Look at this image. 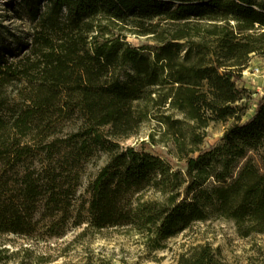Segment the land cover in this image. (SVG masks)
Listing matches in <instances>:
<instances>
[{
	"label": "trees",
	"instance_id": "1",
	"mask_svg": "<svg viewBox=\"0 0 264 264\" xmlns=\"http://www.w3.org/2000/svg\"><path fill=\"white\" fill-rule=\"evenodd\" d=\"M21 4L25 42L9 47L0 24V233L37 239L40 218L56 236L70 219L129 225L125 192L158 185L171 201L159 239L211 217L231 220L241 237L264 235V94L248 116L240 85L252 56L264 54V0ZM125 27L157 42L134 46ZM150 118L159 138L123 147ZM211 122L230 124L221 144L205 148ZM100 153L110 158L78 200ZM181 264L225 263L199 243Z\"/></svg>",
	"mask_w": 264,
	"mask_h": 264
},
{
	"label": "rangeland",
	"instance_id": "2",
	"mask_svg": "<svg viewBox=\"0 0 264 264\" xmlns=\"http://www.w3.org/2000/svg\"><path fill=\"white\" fill-rule=\"evenodd\" d=\"M0 0V24L3 38L12 49L27 40L30 20L21 0ZM14 3V4H12ZM134 46L153 45L157 35L146 34L131 27L122 30ZM259 68L254 75L253 70ZM240 85L248 90L245 101L249 105L247 115L255 109L264 94V54L253 55L244 70ZM230 123L211 122L206 128L203 147L223 142L222 136ZM158 122L150 118L142 125L137 136L121 140L123 147L148 140L151 132L158 134ZM163 146V144H160ZM164 148V146H163ZM110 155L100 153L87 165L78 188V200L86 197L85 189ZM183 166L182 161H176ZM81 195V196H80ZM128 208L135 214L129 225L96 227L89 222L76 225L73 219L67 223L64 235L56 236L45 231V219L37 214L39 231L37 239L28 237L13 227L0 233V264H181L188 249L199 243H209L225 264H264V235L241 237L234 223L224 217H211L191 222L175 235L159 239L155 233L160 217L171 205L168 192L161 186H137L128 189L124 196Z\"/></svg>",
	"mask_w": 264,
	"mask_h": 264
},
{
	"label": "built area",
	"instance_id": "3",
	"mask_svg": "<svg viewBox=\"0 0 264 264\" xmlns=\"http://www.w3.org/2000/svg\"><path fill=\"white\" fill-rule=\"evenodd\" d=\"M259 72V68L253 70V74L256 75Z\"/></svg>",
	"mask_w": 264,
	"mask_h": 264
}]
</instances>
